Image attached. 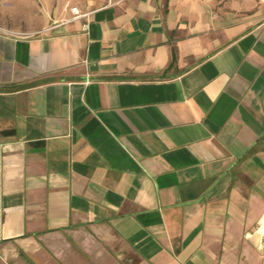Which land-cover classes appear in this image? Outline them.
Segmentation results:
<instances>
[{"label":"crops","instance_id":"obj_1","mask_svg":"<svg viewBox=\"0 0 264 264\" xmlns=\"http://www.w3.org/2000/svg\"><path fill=\"white\" fill-rule=\"evenodd\" d=\"M0 264H264V0H0Z\"/></svg>","mask_w":264,"mask_h":264},{"label":"built area","instance_id":"obj_2","mask_svg":"<svg viewBox=\"0 0 264 264\" xmlns=\"http://www.w3.org/2000/svg\"><path fill=\"white\" fill-rule=\"evenodd\" d=\"M68 7L70 8L71 12L73 13L71 19H75L81 16H86L89 13H84L81 12V10L79 9V7L77 5H68Z\"/></svg>","mask_w":264,"mask_h":264},{"label":"rangeland","instance_id":"obj_3","mask_svg":"<svg viewBox=\"0 0 264 264\" xmlns=\"http://www.w3.org/2000/svg\"><path fill=\"white\" fill-rule=\"evenodd\" d=\"M35 1L38 3L39 0H35Z\"/></svg>","mask_w":264,"mask_h":264}]
</instances>
